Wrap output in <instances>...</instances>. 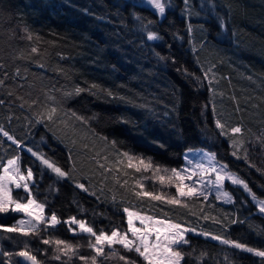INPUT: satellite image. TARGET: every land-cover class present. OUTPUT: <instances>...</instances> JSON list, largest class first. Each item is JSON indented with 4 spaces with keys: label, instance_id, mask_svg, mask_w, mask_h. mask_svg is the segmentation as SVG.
Instances as JSON below:
<instances>
[{
    "label": "trees",
    "instance_id": "1",
    "mask_svg": "<svg viewBox=\"0 0 264 264\" xmlns=\"http://www.w3.org/2000/svg\"><path fill=\"white\" fill-rule=\"evenodd\" d=\"M25 27L31 41L22 38ZM148 31L159 40H147ZM0 80V125L23 142L0 133V164L18 156L24 172L32 168V195L46 213L110 232L127 229L123 209L135 207L264 250V214L242 187L225 183L230 203L210 196L173 205L137 196L142 173L120 155L176 168L187 148H205L264 198V143L257 141L264 140V0H171L163 16L133 0H0ZM77 87L84 91L76 94ZM52 107L57 111L48 120ZM217 119L226 131L241 126L243 134L221 135ZM233 139L244 141L237 156ZM28 148L71 178L57 177ZM245 149L255 168L243 159ZM12 196L26 201L27 193L16 188ZM15 219L0 213V224L10 227ZM57 238L92 254L87 234L42 224L38 236L1 230L0 264H20L16 253L25 245L42 263L65 264L67 258L53 259L54 243H42ZM187 238L179 248L188 254L182 264H264L200 233ZM121 252L146 264L135 252ZM72 264L81 262L73 257Z\"/></svg>",
    "mask_w": 264,
    "mask_h": 264
},
{
    "label": "snow or ice",
    "instance_id": "2",
    "mask_svg": "<svg viewBox=\"0 0 264 264\" xmlns=\"http://www.w3.org/2000/svg\"><path fill=\"white\" fill-rule=\"evenodd\" d=\"M187 3V0H185ZM160 15L165 13V3L163 0H148ZM139 19V17H137ZM151 23V21L149 22ZM221 27H223V21H221ZM189 31H191V25H189ZM25 36L22 37L31 41L33 39V33L29 31L27 27L23 28ZM160 37L157 33L148 31L147 40H157ZM39 39V37H37ZM39 51L38 47L33 46L31 48L32 53H37ZM19 71V70H17ZM211 71V69H209ZM207 76V73H205ZM197 80L200 77H196ZM4 81L0 80V84H3ZM93 87H96L93 85ZM84 89L77 87L75 93L79 94ZM65 95H72V93H66ZM3 101H0L2 104ZM35 103V101H33ZM57 111L56 107H52L47 114V119L52 120L53 114ZM75 116V113H72ZM79 120L85 121L84 117H76ZM41 122L40 120L37 121ZM216 127L220 129L221 135H229V132L234 136L242 135L243 128L241 126L231 127L229 130H225V125L221 123L219 119L216 120ZM0 133L3 136L7 137L8 140L13 141L17 145H21L23 142L15 140L2 125H0ZM101 139L106 140V137H101ZM258 142L264 143V140L261 137H257ZM115 141H112V145L115 146ZM234 149L232 152L233 156H237L238 150L243 147L244 141L233 139L231 141ZM86 147V146H85ZM27 151L31 153L32 156L36 157L41 161V163L50 169L53 173L56 174L59 178H71L70 172L65 171L59 167L55 162L50 161L45 157L43 153L35 152L31 148H28ZM123 157H126L129 161L128 167L136 168L137 171L148 170L154 168L156 173H159L161 169L158 166L152 164L151 159H145L144 157L133 156L128 152L120 153ZM71 158V156H70ZM205 158L208 161V164L198 163L196 164L197 171H192L191 175H184L185 171L190 170H177V169H163L162 171L168 172L171 171L172 176L167 177L169 183L176 181V191L179 197H204L207 199V196L203 190L196 187V184L203 182L204 178L207 177V184L213 185L216 188V199L225 200L227 202H234L232 194L228 191H224L223 184L224 182L230 181L231 184L242 187L243 191L246 192L251 200L256 204L258 211L261 214H264V198H259L255 192L249 187L248 183L241 178L238 174L230 172L227 170V165L220 164L217 167L218 161L215 160V153H206ZM240 158V157H238ZM105 159H107L105 157ZM243 159L248 161L247 149L244 150ZM137 161L138 163L133 164L132 161ZM20 158L13 157L7 161V164L3 166L2 172H0V213L18 212L26 214L29 219L18 220L12 226H5L0 224V230H3L8 233H19L24 236L39 235L40 226L43 224L45 227H55L60 223H65L69 226V230L74 234L77 232L81 234H87L90 238L87 244V247L91 250V255H80L79 248L80 245L72 244L71 242L55 239H44L43 244H55L53 259L62 260L67 258L65 264H72L73 257H76L81 264H106L107 261L116 260L117 262H123V264H136L135 260L129 259L128 256L122 254L121 250L124 252H135L138 257L142 258L146 264H182V261L185 258V255H188L179 250L180 246L187 245L190 241L187 238L188 232H196L195 228H186L182 224L173 223L171 220H154L157 227H144L145 220L153 221L152 217H144L139 213L131 211L129 208H124L123 212L127 214V229L121 230L119 228L112 229L110 232L101 230H96L91 226L86 220L77 219L75 216L69 217L66 221H61L55 212L51 216L45 215V204L38 202L35 197L32 195L30 188V182L33 178L32 168L29 167L25 172L21 171L20 167ZM122 162V161H121ZM249 166L255 168L256 165L252 164L250 161ZM97 163H99L97 161ZM104 167V165H100ZM75 170V164H73L72 171ZM261 171V169H257ZM211 174L215 175V179H211ZM193 176H197L198 179L193 181L192 185H185V180H191ZM158 179L161 183H164L166 178L164 176H158ZM12 185L17 189H23L27 193L26 202H21L20 199H16L12 196L13 188ZM77 187L84 190L85 192L88 189L84 184L78 183ZM139 188L144 189V184L140 183ZM95 195V193H92ZM137 196H147L151 197L154 200L163 199L160 195H155L147 191L136 192ZM115 200V197H113ZM173 205L181 204V199L172 198L167 201ZM187 206V205H185ZM195 215V213H193ZM208 219L207 216L203 217ZM135 221H139L142 225L137 227ZM231 223H242V221L233 220ZM200 234L205 237H211L214 240L221 242L222 244L232 246L236 249L246 251L248 253L254 254L257 257H260L264 260V250L253 248L248 246L245 243H241L237 240H232L225 238L219 235H213L210 232H201ZM119 246V248H117ZM107 249V251H106ZM7 256H11L12 253H5ZM17 256L24 258L25 260L31 261L32 264H41L38 261L37 257L32 254L31 251L27 250V245L25 248L16 253ZM206 253H201V258L205 256ZM199 259V258H198ZM227 260L228 258L225 257Z\"/></svg>",
    "mask_w": 264,
    "mask_h": 264
},
{
    "label": "rangeland",
    "instance_id": "3",
    "mask_svg": "<svg viewBox=\"0 0 264 264\" xmlns=\"http://www.w3.org/2000/svg\"><path fill=\"white\" fill-rule=\"evenodd\" d=\"M133 1L138 2V3H141V4H144L146 6H150L155 11H157L150 3H148V0H133ZM163 2L165 3V10H166V8L171 5V0H163ZM157 40H159V39H157ZM206 153H212V152L209 151V150H207V149H205V148H200V147L187 148L185 150V152H184V163L181 166H179V167L169 168V167H161V166H158L161 169V171L159 173H156L154 168H150L148 170H143L141 168L142 175H141V179L139 181V184L140 183H143L144 184V189L141 190V191H147V192H151V193H153L155 195H160V196L163 197V199H166V200H170V199H172L174 197L175 198H179V199H181V202H183L186 197H179L178 196V193L176 191V181H173L171 183H169L167 181V177L172 176L171 171L164 172L162 170L163 169H169V170H171V169L190 170V171H185L183 173L186 176L187 175H191V172L192 171L199 172V170L196 169L195 166L198 163H202V164H205V165L208 164V161L205 158V154ZM133 156H136V155H133ZM137 157H140V156H137ZM215 160L219 162L217 164V167H219L220 164L226 165L225 163L219 161L216 157H215ZM127 163L129 164L128 159H127ZM132 163L133 164H136L138 162L134 160V161H132ZM6 164H7V161L4 164H0V172H2L3 166L6 165ZM227 170L230 171V172H233L228 167H227ZM21 171L24 172L22 169H21ZM233 173H235V172H233ZM25 174H26V172H25ZM158 176H164L166 178L165 182L164 183H161V181L158 179ZM210 178L214 180L215 179V175L214 174H211V177ZM197 179H198L197 176H193L191 180H185L184 181V184L185 185H192L193 184V181H195ZM207 179L208 178L205 177L202 183L196 184L195 186L198 187V188H200L201 190H203L205 192L207 198L210 197V196H214L216 198V188L213 185L207 184ZM226 182H230V181H227L226 180L224 182L223 189H222L224 191H228L226 189V187H225V183ZM11 187L13 189H16L14 185H12ZM232 197H233V195H232ZM218 201L219 202H224V203H230V202H227V201H225L223 199L218 200ZM21 202H26V201H21ZM127 208H129L133 212L139 213L141 216H144V217H152L153 218V221L145 220L144 225H143L144 227H157L158 225H155V223H154V220H157V219L158 220H171L173 223L182 224L186 228H195V229H197V231L196 232H193V233H201V232H210V233H212L211 231H209L207 229L199 228V227H196L194 225H189L187 223H183V222H181L179 220H175V219H172V218H169V217L158 216V215H155L152 212H146V211L140 210V209L135 208V207H127ZM9 212L12 213V214H14L16 216V219L14 220V223L13 224H15L18 220H21V219H25V220L29 219V217L26 214H24V213L11 212V211H9ZM45 215L46 216H49V217L51 216V215L46 214V213H45ZM135 223H136V226L137 227H141L142 226L139 221H135ZM67 227L69 228L68 225H67ZM188 233H187V235H188ZM0 234H1V230H0ZM212 234L213 235H216L214 233H212Z\"/></svg>",
    "mask_w": 264,
    "mask_h": 264
},
{
    "label": "water",
    "instance_id": "4",
    "mask_svg": "<svg viewBox=\"0 0 264 264\" xmlns=\"http://www.w3.org/2000/svg\"><path fill=\"white\" fill-rule=\"evenodd\" d=\"M39 261V260H38ZM19 263L20 264H32V262L31 261H28V260H25L24 258H22V257H19ZM5 264H12L9 260H7L6 262H5ZM41 264H45V263H42L41 262Z\"/></svg>",
    "mask_w": 264,
    "mask_h": 264
},
{
    "label": "built area",
    "instance_id": "5",
    "mask_svg": "<svg viewBox=\"0 0 264 264\" xmlns=\"http://www.w3.org/2000/svg\"><path fill=\"white\" fill-rule=\"evenodd\" d=\"M61 221H62V219L61 218H59Z\"/></svg>",
    "mask_w": 264,
    "mask_h": 264
},
{
    "label": "crops",
    "instance_id": "6",
    "mask_svg": "<svg viewBox=\"0 0 264 264\" xmlns=\"http://www.w3.org/2000/svg\"><path fill=\"white\" fill-rule=\"evenodd\" d=\"M10 159H11V158H10ZM8 160H9V159H8ZM8 160H7V161H8Z\"/></svg>",
    "mask_w": 264,
    "mask_h": 264
},
{
    "label": "bare ground",
    "instance_id": "7",
    "mask_svg": "<svg viewBox=\"0 0 264 264\" xmlns=\"http://www.w3.org/2000/svg\"><path fill=\"white\" fill-rule=\"evenodd\" d=\"M161 16H163V15H161Z\"/></svg>",
    "mask_w": 264,
    "mask_h": 264
}]
</instances>
